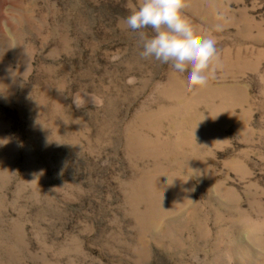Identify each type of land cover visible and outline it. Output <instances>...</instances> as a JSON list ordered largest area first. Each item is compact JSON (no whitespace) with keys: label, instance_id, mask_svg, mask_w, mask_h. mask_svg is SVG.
Here are the masks:
<instances>
[{"label":"rangeland","instance_id":"374dc122","mask_svg":"<svg viewBox=\"0 0 264 264\" xmlns=\"http://www.w3.org/2000/svg\"><path fill=\"white\" fill-rule=\"evenodd\" d=\"M136 2L0 0V264H264V0H184L202 99Z\"/></svg>","mask_w":264,"mask_h":264},{"label":"clouds","instance_id":"9594fccd","mask_svg":"<svg viewBox=\"0 0 264 264\" xmlns=\"http://www.w3.org/2000/svg\"><path fill=\"white\" fill-rule=\"evenodd\" d=\"M184 7V0H137L120 23L136 34L142 58L154 67L166 66L170 76H186L191 89L207 85L219 52L216 38L211 32L198 33ZM126 83L134 85L136 78L130 76Z\"/></svg>","mask_w":264,"mask_h":264},{"label":"bare ground","instance_id":"6f19581e","mask_svg":"<svg viewBox=\"0 0 264 264\" xmlns=\"http://www.w3.org/2000/svg\"><path fill=\"white\" fill-rule=\"evenodd\" d=\"M222 89H217V90H213L209 85L205 86V88H203L202 90H199L197 93H196V98H204V97H207V96H210L209 98H212L214 97V95L218 94L219 92H221ZM236 99L233 98V97H228V96H225L222 101H223V105H225L223 107V110L228 108V106L230 107L233 102L235 101Z\"/></svg>","mask_w":264,"mask_h":264}]
</instances>
